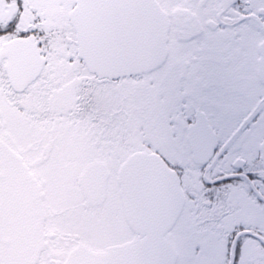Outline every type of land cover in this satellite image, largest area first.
Instances as JSON below:
<instances>
[{"label": "snow or ice", "instance_id": "obj_1", "mask_svg": "<svg viewBox=\"0 0 264 264\" xmlns=\"http://www.w3.org/2000/svg\"><path fill=\"white\" fill-rule=\"evenodd\" d=\"M0 264H264V0H0Z\"/></svg>", "mask_w": 264, "mask_h": 264}]
</instances>
